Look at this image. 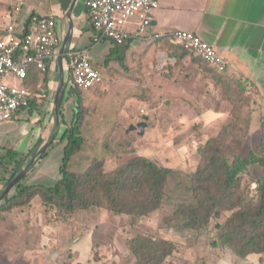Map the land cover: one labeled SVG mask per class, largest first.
Segmentation results:
<instances>
[{"label":"rangeland","instance_id":"1","mask_svg":"<svg viewBox=\"0 0 264 264\" xmlns=\"http://www.w3.org/2000/svg\"><path fill=\"white\" fill-rule=\"evenodd\" d=\"M85 35L92 36L89 32ZM111 45L109 40L95 44L89 51L92 60L101 63ZM159 51L164 50L148 44L146 48L130 52L128 77L114 71L111 74L114 82L103 78V83L92 89L94 94L104 96L113 91L116 84L124 88L142 84L150 88L149 99H128L115 113L116 117H110L102 110V104H97L87 127L91 128L90 136L100 142L107 137L102 147L96 148L104 157L106 172L135 155L147 156L159 165L174 169L161 207L133 220L129 215L114 214L105 207L71 214L57 212L36 197L24 206L0 212V264H133L135 258L127 241L138 234L179 241H175L174 254L161 264H214L208 260L213 257L208 256L207 251L213 249L216 224L223 223L230 212L213 217L204 229L183 228L169 218L180 201L191 199V177L200 161L199 148L230 120L231 105L222 97L220 86L213 83L210 72L203 71L199 64L188 70L182 59L177 61L174 51H165L167 56ZM189 61L192 62L191 56ZM39 76L38 90H32L37 99L36 115L32 118L38 117L35 123L41 129L25 153L22 154L25 145L20 147V155L16 158L22 162L32 156L47 128L53 125L52 121L50 125V121H44L50 106V89L42 83L44 75ZM70 88L69 69L65 66L64 90L68 92ZM247 89L256 100L251 110L255 115L260 112L264 123V103L254 85L248 83ZM71 105L69 94L64 99L69 113ZM140 121L146 122L142 134L138 127L127 132L131 124L137 125ZM27 122L28 119L7 122L8 138L27 134ZM107 131L110 133L106 134ZM250 150L264 156V126L258 119L243 146L242 155ZM62 156L63 144L56 145L23 182L54 183ZM10 172L5 175L3 184L11 176ZM254 172L260 170L255 168ZM255 186L252 181L251 188ZM10 192L14 193L13 188Z\"/></svg>","mask_w":264,"mask_h":264},{"label":"trees","instance_id":"2","mask_svg":"<svg viewBox=\"0 0 264 264\" xmlns=\"http://www.w3.org/2000/svg\"><path fill=\"white\" fill-rule=\"evenodd\" d=\"M148 44L164 51H174L177 61L191 54L193 62L199 64L203 71L210 72L213 83L220 86L222 97L231 105L230 120L199 148L200 161L191 177V199L180 201L169 220H175L183 228L204 229L213 217L219 218L229 211L226 220L216 224L217 233L212 244L229 249L241 259H247L251 254H264V156L252 150L242 155L243 146L257 119L264 126L260 112L255 115L251 110L256 100L247 89L250 81L232 73L227 66L224 71L211 68L191 51L171 43L168 37L148 38ZM129 49L128 44L118 46L112 43L101 63L92 60L102 79L112 80L114 71L117 75L129 76ZM39 75L42 73L31 69L24 84L31 90H38ZM43 75L42 83L47 88L48 72ZM73 89L75 92L70 90L71 115L66 116L61 105L65 129L58 142L63 144V156L57 179L52 184H28L23 182L26 175L14 186V193L8 192L0 200V212L24 206L36 197H40L46 207L67 214L105 207L114 214H126L137 220L159 209L174 169L159 165L147 156L135 155L106 172L104 157L96 148L102 147L107 137L100 142L90 136L91 128L87 127L97 104H102V110L110 117H116L115 113L128 99H149L150 88L142 84L129 88L116 84L115 89L104 96L94 94V88L73 86ZM36 105L37 99L32 97L30 103L18 110L12 119L21 111L32 114ZM7 153L11 150L8 149ZM22 164L19 159L11 158L2 165L0 158V181L5 180V175L11 171L5 184L10 181ZM255 168L260 172H254ZM252 181L256 183L254 188H251ZM127 245L135 258L133 264H161L177 250L175 241L149 234L131 237Z\"/></svg>","mask_w":264,"mask_h":264},{"label":"crops","instance_id":"3","mask_svg":"<svg viewBox=\"0 0 264 264\" xmlns=\"http://www.w3.org/2000/svg\"><path fill=\"white\" fill-rule=\"evenodd\" d=\"M73 1L0 0V33H2L6 24L14 22L18 28H21L31 15L37 14L55 19L62 42L68 25L67 14L73 5ZM85 2L86 0H78L72 12L73 32L69 42V51L82 48H87L90 51L97 44L92 42L91 35L88 37L85 35L86 32L93 35V27L88 17ZM158 2V7L153 11L154 20L149 27L150 34L158 33L161 35L160 37L165 36L169 39L168 33L174 29L189 30L199 34L222 55L228 69L232 73L244 76L256 87L261 101H264V0H158ZM148 38L153 37L134 39L128 42L129 51L146 48ZM170 41L173 44L180 45L171 39ZM158 53L166 55L165 51H159ZM106 54L103 55L102 60ZM190 56L191 54H187L181 60L188 70L197 66L196 62L189 61ZM194 56L197 57L195 54ZM55 62L56 59L50 64L48 70L49 78ZM171 62H174V58H171ZM49 86L50 81H48ZM70 90H74L73 85H71ZM70 90L66 92L63 89L61 105L63 104L64 106V99L70 94ZM48 109L49 111L44 121H50V125L51 121L53 123L54 117L50 106ZM24 112L21 111L12 119H28L29 121L26 125L27 134L20 138H8L9 132L7 128L9 125L5 124L9 121L0 124V158L2 159V165L7 164L11 158L18 159L16 157L20 155V147L23 144L25 148L22 154L25 153L31 144L34 143L41 129L35 123L38 117L32 118V115H36V112L34 111L32 114ZM64 113L66 116L71 115L67 106H64ZM51 127L47 128L42 141L49 134ZM33 138L35 139L33 140ZM56 145L49 150L48 154ZM8 149L11 150L9 154L7 153ZM44 158L34 169L41 164ZM10 162L14 164L13 161ZM4 184L3 180L0 181V191ZM174 241L179 242L177 239H174ZM211 246L213 249L208 250L207 255H212L213 259L208 260L214 264H262L264 260V254H251L247 259H241L225 247L214 246L213 244Z\"/></svg>","mask_w":264,"mask_h":264},{"label":"built area","instance_id":"4","mask_svg":"<svg viewBox=\"0 0 264 264\" xmlns=\"http://www.w3.org/2000/svg\"><path fill=\"white\" fill-rule=\"evenodd\" d=\"M85 3L93 27V43L109 40L122 46L134 39L161 36L149 32L158 0H86ZM168 36L213 69H226L222 55L199 34L174 29ZM60 43L54 18L33 14L21 28L14 22L3 27L0 33V124L12 120L15 113L36 96L24 81L31 69L42 74L48 72L58 56ZM69 59L74 87L88 89L102 84V76L94 67L87 48L70 50Z\"/></svg>","mask_w":264,"mask_h":264},{"label":"water","instance_id":"5","mask_svg":"<svg viewBox=\"0 0 264 264\" xmlns=\"http://www.w3.org/2000/svg\"><path fill=\"white\" fill-rule=\"evenodd\" d=\"M78 0L73 1V5L71 6L68 14L67 21L68 25L63 35V39L61 42V46L58 52V56L56 58V62L52 69L49 81H50V107L53 112V125L50 129L49 134L46 138L40 143L39 147L34 151L32 156H30L25 162H23L20 169L17 173L12 177L10 181H8L0 191V200L3 198L5 194L10 192L14 186H16L22 178H24L34 167L44 158V156L49 152V150L56 145L62 137L63 127H64V118L61 114V102H62V94L64 89V70L65 66L69 69V78L70 84L72 85V75L70 69V59H69V42L73 32V19L72 12ZM264 89V87H263ZM264 103V101H263ZM146 126L145 121H140L137 125L131 124L127 132L137 127L140 129V134L144 132V128Z\"/></svg>","mask_w":264,"mask_h":264}]
</instances>
